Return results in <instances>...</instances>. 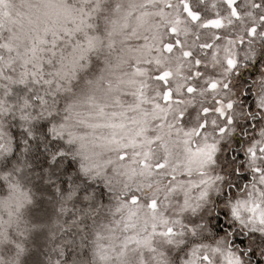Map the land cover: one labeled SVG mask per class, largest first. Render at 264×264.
I'll return each instance as SVG.
<instances>
[{"label": "snow or ice", "instance_id": "6c2138e0", "mask_svg": "<svg viewBox=\"0 0 264 264\" xmlns=\"http://www.w3.org/2000/svg\"><path fill=\"white\" fill-rule=\"evenodd\" d=\"M0 264H264V0H0Z\"/></svg>", "mask_w": 264, "mask_h": 264}]
</instances>
